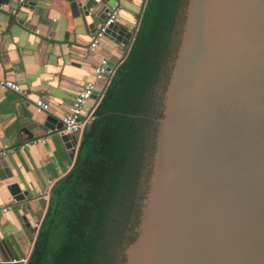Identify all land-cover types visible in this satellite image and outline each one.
Wrapping results in <instances>:
<instances>
[{
  "label": "water",
  "instance_id": "water-1",
  "mask_svg": "<svg viewBox=\"0 0 264 264\" xmlns=\"http://www.w3.org/2000/svg\"><path fill=\"white\" fill-rule=\"evenodd\" d=\"M67 1L88 14V0ZM100 1L99 23L116 0ZM106 36L127 50L134 33L115 22ZM51 117L40 122L27 113L21 127L30 137L61 128ZM60 138L66 148L70 138L77 142L74 134ZM9 173L0 170V181ZM7 189L29 230L37 222L29 195L10 180ZM50 196L37 199L40 208ZM115 264H264V0H183L179 42Z\"/></svg>",
  "mask_w": 264,
  "mask_h": 264
},
{
  "label": "trees",
  "instance_id": "trees-1",
  "mask_svg": "<svg viewBox=\"0 0 264 264\" xmlns=\"http://www.w3.org/2000/svg\"><path fill=\"white\" fill-rule=\"evenodd\" d=\"M182 19L183 0H146L72 167L52 187L26 264H115Z\"/></svg>",
  "mask_w": 264,
  "mask_h": 264
},
{
  "label": "crops",
  "instance_id": "crops-1",
  "mask_svg": "<svg viewBox=\"0 0 264 264\" xmlns=\"http://www.w3.org/2000/svg\"><path fill=\"white\" fill-rule=\"evenodd\" d=\"M30 1L36 3L24 6ZM116 1L120 4L116 22L135 36L146 0ZM86 2L90 4L86 15L67 0H11L0 7V80H12L24 89L21 94L0 86V149H12L0 157V170L6 166L10 172L8 181H0V208L10 206V211L0 212V264L29 258L47 209V204L40 208L37 199L48 200L55 182L72 167L79 145L80 136L75 135L77 142L70 138L66 148L61 128L28 136L21 127L24 114L33 113L40 122L52 116L48 122L58 125L78 89L93 80L92 66L98 58L106 57L109 67L115 68L129 49L106 36L99 49L83 59L94 31L91 24L98 26L97 14L104 8L100 0ZM106 84L97 82L98 89L103 91ZM38 98L49 103L47 111H36ZM30 140L35 142L22 146ZM9 180L18 183L31 199L37 222L29 230L13 212L20 204L7 189Z\"/></svg>",
  "mask_w": 264,
  "mask_h": 264
},
{
  "label": "built area",
  "instance_id": "built-area-1",
  "mask_svg": "<svg viewBox=\"0 0 264 264\" xmlns=\"http://www.w3.org/2000/svg\"><path fill=\"white\" fill-rule=\"evenodd\" d=\"M119 8L120 4L117 1L108 7L105 18L90 34L86 52L83 54V59L86 60L90 54L95 53L99 49L101 41L107 35L108 28L117 21ZM92 73L93 80L82 84L74 96L73 101L69 105L67 113L60 118L62 122L61 132L63 134H74L80 136L87 125L93 120L95 105L103 94V91L98 89L97 82L100 81L107 83L113 73L108 65L106 57L100 56L98 58L97 62L92 66ZM0 86L14 90L21 94L24 90L20 84L7 79L0 80ZM95 91L99 92L96 99L92 98ZM91 100L94 101V103L92 106H89V102ZM35 106L37 112L47 111L49 109V103L44 101L42 98L35 100ZM41 140L44 141V138H41ZM31 142L35 141H27L22 146L29 145ZM10 151H12L10 148L0 149V157H4ZM8 211H10V206L8 205L0 208L1 213ZM37 225L38 224H36V227ZM26 262L27 258L24 257L18 259L12 258L8 261L9 264H26Z\"/></svg>",
  "mask_w": 264,
  "mask_h": 264
},
{
  "label": "rangeland",
  "instance_id": "rangeland-1",
  "mask_svg": "<svg viewBox=\"0 0 264 264\" xmlns=\"http://www.w3.org/2000/svg\"><path fill=\"white\" fill-rule=\"evenodd\" d=\"M179 28H180V25H178L177 29H179ZM169 64H170V62H169Z\"/></svg>",
  "mask_w": 264,
  "mask_h": 264
}]
</instances>
